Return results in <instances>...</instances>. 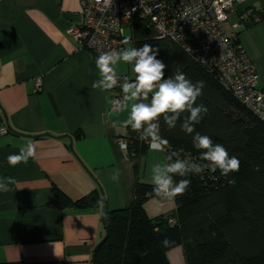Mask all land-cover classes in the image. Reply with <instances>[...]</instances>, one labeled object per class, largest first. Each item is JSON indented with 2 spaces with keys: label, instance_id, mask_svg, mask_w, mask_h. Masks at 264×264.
Instances as JSON below:
<instances>
[{
  "label": "crops",
  "instance_id": "crops-1",
  "mask_svg": "<svg viewBox=\"0 0 264 264\" xmlns=\"http://www.w3.org/2000/svg\"><path fill=\"white\" fill-rule=\"evenodd\" d=\"M252 10L264 14V0L232 9L227 28L238 26L264 88V19L245 27L239 13L245 11V19ZM80 24V0H0V178L16 180L0 192V264H93L106 236L103 207L52 206L55 186L75 201L100 184L110 210L134 198V163L119 143L127 112L111 113L115 88L91 87L99 78L97 57L67 33ZM115 67L134 80L131 64ZM28 143L35 144V157L10 166L7 157ZM165 162V151L149 149L140 178L151 183L152 166ZM144 208L156 218L176 202L154 196ZM168 258L185 264L182 246Z\"/></svg>",
  "mask_w": 264,
  "mask_h": 264
},
{
  "label": "trees",
  "instance_id": "trees-1",
  "mask_svg": "<svg viewBox=\"0 0 264 264\" xmlns=\"http://www.w3.org/2000/svg\"><path fill=\"white\" fill-rule=\"evenodd\" d=\"M239 13L245 27L264 19V14L256 10L245 19L246 12ZM127 40L135 48L147 43L158 49L157 58L167 65L166 77L179 69L193 83L204 82L196 104L204 105L208 111L196 125V131L222 144L230 156H236L240 169L227 177L219 171L175 177L191 181L187 191L175 198L174 210L151 218L144 204L156 195L152 183L139 176L141 160L150 148L147 141L138 139L139 134L128 127L127 152L136 174L132 203L124 209L110 210L99 184L75 201L55 186L52 206L102 205L106 236L94 250L93 264H171L168 251L177 246L183 248L185 264H264V121L180 42L161 37L149 19L137 16L133 21V36ZM120 77L122 83L124 77L128 78ZM160 125L161 136L170 145L165 150L166 157L175 151L181 159L189 157L207 163L199 161L200 152L192 146L191 136L181 131L179 121L172 130L163 118ZM165 238L174 243L164 247L161 241Z\"/></svg>",
  "mask_w": 264,
  "mask_h": 264
},
{
  "label": "clouds",
  "instance_id": "clouds-1",
  "mask_svg": "<svg viewBox=\"0 0 264 264\" xmlns=\"http://www.w3.org/2000/svg\"><path fill=\"white\" fill-rule=\"evenodd\" d=\"M158 51L147 43L139 48L101 51L95 60L99 78L91 87L104 91L115 87L122 89L123 97L117 107L121 112H127V117L119 123L138 133V139L147 141L151 150L163 152L170 147L169 141L161 136V118L169 130L175 129L179 121L181 131L191 136L192 146L200 152L199 161L207 163L189 157L181 159L179 153L172 151L166 157L167 162L156 163L151 168L153 193L157 197L174 200L184 195L191 183L189 179L176 180L175 177L200 175L205 171H219L221 176L227 177L229 173L239 171L240 161L236 156H230L222 144L214 143L211 137L196 131V125L208 111L204 105L196 104L202 95L204 82L193 83L179 69L166 77L167 65L157 58ZM120 62L132 65L134 80L124 77L120 83L121 77L115 67ZM35 155V144L28 143L20 148L18 154L9 155L7 162L15 167L20 163L26 164ZM119 178V170H114L110 179L118 182ZM14 184L16 180L12 176L0 178V192H9ZM161 243L167 248L174 242L165 238Z\"/></svg>",
  "mask_w": 264,
  "mask_h": 264
},
{
  "label": "built area",
  "instance_id": "built-area-1",
  "mask_svg": "<svg viewBox=\"0 0 264 264\" xmlns=\"http://www.w3.org/2000/svg\"><path fill=\"white\" fill-rule=\"evenodd\" d=\"M251 1L80 0L81 24L67 33L98 57L101 51L126 48V24L133 25L137 16L149 19L161 37L180 42L264 121V88L259 86L256 67L238 42V26L227 28L230 11ZM122 97V89H116L111 113L120 112L117 103ZM127 135L128 129L119 138L126 151Z\"/></svg>",
  "mask_w": 264,
  "mask_h": 264
},
{
  "label": "rangeland",
  "instance_id": "rangeland-1",
  "mask_svg": "<svg viewBox=\"0 0 264 264\" xmlns=\"http://www.w3.org/2000/svg\"><path fill=\"white\" fill-rule=\"evenodd\" d=\"M124 29H125V35H126V37L129 38V39H131L132 36H133V25L132 24H126L124 26ZM127 44H128V48H132L133 47V44H132L131 41H129Z\"/></svg>",
  "mask_w": 264,
  "mask_h": 264
}]
</instances>
